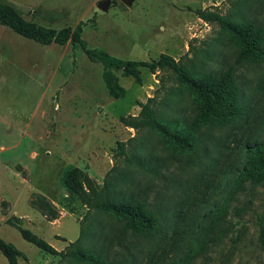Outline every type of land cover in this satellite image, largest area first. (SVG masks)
Segmentation results:
<instances>
[{
    "label": "rangeland",
    "instance_id": "374dc122",
    "mask_svg": "<svg viewBox=\"0 0 264 264\" xmlns=\"http://www.w3.org/2000/svg\"><path fill=\"white\" fill-rule=\"evenodd\" d=\"M100 1L0 0L36 27L55 32L80 27L79 44L58 45L25 39L0 25V240L21 253L17 264H78L63 254L83 227V245H92L102 232L111 240L106 246L113 263L144 264L146 242L122 236L121 249L114 237L122 221L87 207L75 191L78 184L84 186L86 178L95 190L107 181L114 191L138 188L135 192L153 184L154 189L145 191L148 200L153 199L162 182L125 160L140 145L136 153L162 159L167 171L159 174H171L172 181L181 184L171 203L195 188L213 200L221 191L223 182H217L229 154L263 128L264 63L237 64L233 35L217 20L200 19L197 12L231 23L252 21L264 30V0H130L127 5L113 0L105 11L96 8ZM101 52L121 61L147 62L164 54L194 75L230 68L248 106L246 115L237 123L200 129L196 137L204 154L180 151L152 128H129L119 121L139 119L145 108L181 132L192 116L193 95L178 76L169 69L139 68L136 83L121 70L102 66L95 57ZM103 72L115 89L123 90L122 98L108 94ZM183 162L189 165L179 172ZM262 224L264 180L245 183L229 200L222 223L227 233L192 264H259ZM15 226L56 253L27 243ZM132 255L135 261L129 259ZM0 264H7L1 253Z\"/></svg>",
    "mask_w": 264,
    "mask_h": 264
},
{
    "label": "trees",
    "instance_id": "16d2710c",
    "mask_svg": "<svg viewBox=\"0 0 264 264\" xmlns=\"http://www.w3.org/2000/svg\"><path fill=\"white\" fill-rule=\"evenodd\" d=\"M197 13L202 20L219 21L221 27L233 35L237 45V64L260 65L264 63V30L259 25L252 21L231 23L214 14L200 11ZM0 25L10 28L25 39L41 41L44 44L52 42L62 45L66 41L71 44L80 43L79 26L72 31L68 28L57 32L45 30L23 21L7 3H0ZM95 57L102 66L121 70L124 75L130 76L136 83L140 81L139 68L149 71L169 69L178 76L180 83L193 95L192 116L188 122H183L184 129L181 132L172 128L170 124L159 121L156 115L146 111L145 108H142L141 118H120L119 121L129 128H152L161 137L174 143L180 151L189 154L198 150L204 154V149L200 147V139L196 137L200 129L219 128L233 122L237 123L242 121L246 115L248 106L242 102V90L234 81L233 71L230 68L217 73H195L194 75L189 73L183 65L164 54H160L156 60L150 62L121 61L103 52L95 54ZM102 80L108 94L113 99L123 97V90L114 88L108 73L103 72ZM261 123L262 131L254 138H248L238 144L237 150L229 154L228 162L223 163L217 182L219 186L223 182L221 191L214 195L213 200H210L211 196L195 188L186 198L180 201L177 199L175 203H171L173 192L180 189L181 184L174 183L171 174L166 176L159 174L160 170L167 171V164L161 162L162 159L150 153H146L145 156L136 153L135 150L137 151L140 145H137L133 153L125 160L149 179L155 180L156 178L162 182V186L157 188L153 199L148 200L147 198L145 191L148 188L139 190V192H135L138 188L132 187H127L124 191H114L113 184L109 185L106 181L105 187L95 190L92 182L86 178L85 183L83 182L84 186L78 184L75 191L87 207L94 208L98 212H109L122 221L123 226L118 235L114 237L119 246L126 235L146 242L148 249L144 264H192L197 258L203 259L210 247L219 243L227 233L229 228L222 226V223H224L229 200L233 197L234 191L242 189L245 183L256 184L264 180V121L262 120ZM188 165L189 162L181 163L179 172L186 169ZM68 176L65 179L67 187L70 186ZM169 183L171 184L168 185ZM153 186L151 184L147 193L151 187L154 189ZM214 191L215 189L212 192ZM15 228L24 241L38 250L51 255L56 253L42 239L19 226ZM84 229V227L80 228L79 237L63 254L69 258V262L123 264L120 260L112 262L114 257L110 258V248L106 246L108 243L111 244V240H107L102 232L96 235L92 245H83L82 236L86 237ZM258 233V244L263 254V260L259 264H264V224L259 226ZM123 248L121 246V249ZM0 253L6 259L7 264H17L16 258L21 257L20 252L1 240ZM129 259L135 261L133 255Z\"/></svg>",
    "mask_w": 264,
    "mask_h": 264
},
{
    "label": "water",
    "instance_id": "95a60500",
    "mask_svg": "<svg viewBox=\"0 0 264 264\" xmlns=\"http://www.w3.org/2000/svg\"><path fill=\"white\" fill-rule=\"evenodd\" d=\"M121 4L127 5L130 0H118ZM113 0H102L96 4V8L100 11H105V9L111 6Z\"/></svg>",
    "mask_w": 264,
    "mask_h": 264
}]
</instances>
